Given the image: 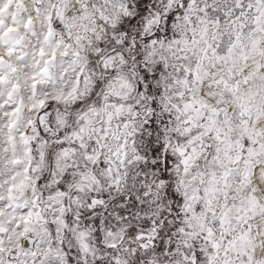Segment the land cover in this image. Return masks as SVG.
Wrapping results in <instances>:
<instances>
[{
    "label": "snow or ice",
    "instance_id": "1",
    "mask_svg": "<svg viewBox=\"0 0 264 264\" xmlns=\"http://www.w3.org/2000/svg\"><path fill=\"white\" fill-rule=\"evenodd\" d=\"M0 264H264V0H0Z\"/></svg>",
    "mask_w": 264,
    "mask_h": 264
}]
</instances>
